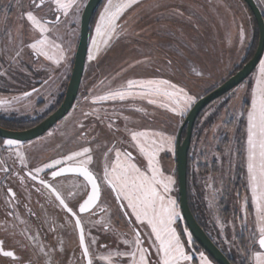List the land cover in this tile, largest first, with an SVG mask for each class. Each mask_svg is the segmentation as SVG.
Instances as JSON below:
<instances>
[{
  "label": "rangeland",
  "instance_id": "1",
  "mask_svg": "<svg viewBox=\"0 0 264 264\" xmlns=\"http://www.w3.org/2000/svg\"><path fill=\"white\" fill-rule=\"evenodd\" d=\"M255 1L264 15V0ZM87 2L0 0V116L32 121L60 106ZM256 33L242 0H104L71 111L24 148L1 141L0 152L86 165L116 185L160 264H215L182 219L176 137L193 105L244 65ZM128 143L137 165L120 149ZM189 156L194 206L211 236L231 257L264 264V56L204 112ZM145 247L129 251L133 264H150Z\"/></svg>",
  "mask_w": 264,
  "mask_h": 264
},
{
  "label": "flooded vegetation",
  "instance_id": "2",
  "mask_svg": "<svg viewBox=\"0 0 264 264\" xmlns=\"http://www.w3.org/2000/svg\"><path fill=\"white\" fill-rule=\"evenodd\" d=\"M185 135L186 130L182 137ZM33 142L24 143L23 148ZM120 149L134 165L139 163L140 156L131 151L129 143L122 144ZM24 159L16 157L13 151L5 156L0 152V264H86L75 215L84 230L90 264H133L135 251H129L140 241L146 245L150 264H160L153 258L147 237L140 231L125 198L107 177L109 188L84 164L68 160L51 166L43 160L29 163ZM71 165L84 166L99 183L100 202L87 213L80 211L90 190L88 183L80 177L60 173ZM104 174L107 176L106 169ZM112 218L119 222L117 226L111 223Z\"/></svg>",
  "mask_w": 264,
  "mask_h": 264
},
{
  "label": "water",
  "instance_id": "3",
  "mask_svg": "<svg viewBox=\"0 0 264 264\" xmlns=\"http://www.w3.org/2000/svg\"><path fill=\"white\" fill-rule=\"evenodd\" d=\"M251 14L253 15L258 32V44L252 59L247 62L236 74L231 76L222 85L215 90L199 99L188 112L183 124L181 125L176 138V173L178 180L179 208L182 219L185 222L194 241L216 264H233L230 259L220 250V248L211 240L205 230L199 225L194 214L192 213L189 195H188V157L192 144V137L195 124L201 113L213 102L223 97L245 80H247L256 70L264 56V15L255 0H242ZM104 0H88L81 15L80 21V38L74 58L73 69L69 83L64 95L62 104L46 119L38 125L27 130H10L0 126V139L20 144L35 141L45 136L58 122H60L73 108L80 90L82 79L85 72L86 61L89 51L91 25L92 21L102 5ZM34 91L26 94L29 96ZM186 135L183 138V132ZM63 175H72L84 179L89 185V193L84 203L81 214L87 213L94 209L100 202L101 191L95 175L87 168L80 165L66 166L60 170ZM111 188L116 193L114 186L110 183ZM79 226V238L81 246L86 254L87 263L90 264L88 250L84 237V230L81 222L75 215ZM261 251L264 252V236L258 240Z\"/></svg>",
  "mask_w": 264,
  "mask_h": 264
},
{
  "label": "trees",
  "instance_id": "4",
  "mask_svg": "<svg viewBox=\"0 0 264 264\" xmlns=\"http://www.w3.org/2000/svg\"><path fill=\"white\" fill-rule=\"evenodd\" d=\"M250 11V10H249ZM253 16V15H252ZM254 18V17H253ZM254 22L256 24V21L254 19ZM257 25V24H256ZM256 44H255V47L252 49V52H251V55L249 56V58L246 60V62L244 63V65L252 59L255 51H256V48H257V44H258V37H259V32H258V28H257V33H256ZM243 65V66H244ZM242 66V67H243ZM240 67V69L242 68ZM239 69V70H240ZM239 70H236V72L234 74H236ZM233 74V75H234ZM231 75V76H233ZM230 78V77H229ZM217 87H215L214 89H212L210 92H212L213 90H215ZM208 92V93H210ZM208 93H206L204 96H206ZM63 102V100H62ZM61 102V104H62ZM60 104V105H61ZM211 105H209L210 107ZM208 107V108H209ZM208 108L206 110H208ZM205 110V111H206ZM204 111V112H205ZM53 112V111H52ZM52 112H49L48 115H46L44 118H40V119H37V120H21V119H9L7 117H4V116H0V126L6 128V129H10V130H27V129H30V128H33L34 126L38 125L40 122H42L44 119H46L50 114H52ZM204 112L200 115L198 121L200 120L201 116L204 114ZM198 121L195 125V128H194V132H193V137H194V133L196 131V128H197V124H198ZM244 128H245V125L243 123V126H242V129L239 130V135H240V141H241V144L243 145V142H244V134H245V131H244ZM192 137V139H193ZM3 141L2 139H0V142ZM190 154V152H189ZM240 192V188H237V192L238 193ZM235 193V191H234ZM188 195H189V203H190V207H191V210H192V213L194 214L197 222L199 223V225L205 230V232L208 234V236L211 238V240L220 248V250L230 259V261L233 263V264H248L249 263V260H246V261H243V256H238L237 258L235 257H231L222 247L221 245L219 244L218 240L217 239H214L211 234L209 233L206 225H205V222H204V218L200 217L197 210L195 209V203H194V199H193V196L191 195V185H190V156L188 157ZM197 198V197H196ZM178 200H179V196H178ZM179 203V201H178ZM201 203V207L203 208V210L205 211V214H206V210H205V207H204V203H202V201L200 202ZM228 212V210H227ZM230 215L231 212H228ZM234 218H235V215H234ZM184 221V220H183ZM185 223V222H184ZM246 234L244 235H240L239 237V241H240V244H243V238ZM196 243V242H195ZM197 244V243H196ZM241 249H240V246H239V250H244L243 246L241 245ZM201 248V247H200ZM202 249V248H201ZM213 261V260H212ZM214 262V261H213ZM215 263V262H214ZM216 264V263H215Z\"/></svg>",
  "mask_w": 264,
  "mask_h": 264
},
{
  "label": "crops",
  "instance_id": "5",
  "mask_svg": "<svg viewBox=\"0 0 264 264\" xmlns=\"http://www.w3.org/2000/svg\"><path fill=\"white\" fill-rule=\"evenodd\" d=\"M8 118V117H7ZM1 146V145H0Z\"/></svg>",
  "mask_w": 264,
  "mask_h": 264
}]
</instances>
